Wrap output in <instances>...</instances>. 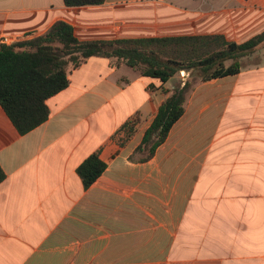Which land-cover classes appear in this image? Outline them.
<instances>
[{
    "label": "crops",
    "instance_id": "crops-1",
    "mask_svg": "<svg viewBox=\"0 0 264 264\" xmlns=\"http://www.w3.org/2000/svg\"><path fill=\"white\" fill-rule=\"evenodd\" d=\"M59 21L80 41L241 44L264 32V0H0V45ZM190 75L163 83L93 57L30 133L0 106V264H264V49L239 74L197 83L154 157L136 154ZM93 154L107 168L86 188L78 170Z\"/></svg>",
    "mask_w": 264,
    "mask_h": 264
},
{
    "label": "trees",
    "instance_id": "trees-1",
    "mask_svg": "<svg viewBox=\"0 0 264 264\" xmlns=\"http://www.w3.org/2000/svg\"><path fill=\"white\" fill-rule=\"evenodd\" d=\"M105 1L64 0L69 7L101 5ZM263 49L264 32L241 44L222 35L80 41L70 24L59 21L42 36L0 45V106L25 135L48 120L47 101L68 87L70 68L80 67L90 58L116 59L163 83L190 71L197 81L189 80L171 93L136 151L145 153L147 161L184 115L188 95L197 83L239 74L244 58ZM106 168L99 154L89 157L78 170L85 187H91ZM5 178L0 166V183Z\"/></svg>",
    "mask_w": 264,
    "mask_h": 264
},
{
    "label": "built area",
    "instance_id": "built-area-1",
    "mask_svg": "<svg viewBox=\"0 0 264 264\" xmlns=\"http://www.w3.org/2000/svg\"><path fill=\"white\" fill-rule=\"evenodd\" d=\"M206 1V0H205ZM32 39V38H31ZM27 40V39H26ZM29 40V39H28ZM24 41V40H22ZM21 42V40H12L11 38H8V37H4L2 40H1V43L3 45H13V44H16V43H19Z\"/></svg>",
    "mask_w": 264,
    "mask_h": 264
},
{
    "label": "rangeland",
    "instance_id": "rangeland-1",
    "mask_svg": "<svg viewBox=\"0 0 264 264\" xmlns=\"http://www.w3.org/2000/svg\"><path fill=\"white\" fill-rule=\"evenodd\" d=\"M184 72L187 74V73H189L190 71H184ZM190 76H191V75H190ZM186 77H187V75H186ZM189 79H190V81H192V82L197 81V79L194 78V77H192V76H191ZM174 80H177V78H175ZM173 82H174V81H172V82L169 83L170 86L173 84Z\"/></svg>",
    "mask_w": 264,
    "mask_h": 264
}]
</instances>
